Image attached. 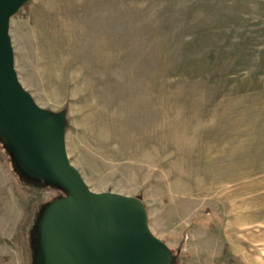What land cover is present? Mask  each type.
Instances as JSON below:
<instances>
[{"label": "rangeland", "instance_id": "obj_1", "mask_svg": "<svg viewBox=\"0 0 264 264\" xmlns=\"http://www.w3.org/2000/svg\"><path fill=\"white\" fill-rule=\"evenodd\" d=\"M17 76L89 188L142 201L172 264H264V0H28ZM67 193L0 139V264Z\"/></svg>", "mask_w": 264, "mask_h": 264}, {"label": "water", "instance_id": "obj_2", "mask_svg": "<svg viewBox=\"0 0 264 264\" xmlns=\"http://www.w3.org/2000/svg\"><path fill=\"white\" fill-rule=\"evenodd\" d=\"M28 0H0V139L22 171L66 191L36 226L34 264H172L141 200L97 193L71 163L65 114L38 106L18 79L10 18Z\"/></svg>", "mask_w": 264, "mask_h": 264}]
</instances>
